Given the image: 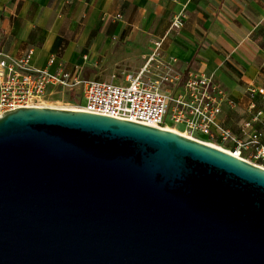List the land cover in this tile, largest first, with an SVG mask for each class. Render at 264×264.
Wrapping results in <instances>:
<instances>
[{"label": "water", "instance_id": "water-1", "mask_svg": "<svg viewBox=\"0 0 264 264\" xmlns=\"http://www.w3.org/2000/svg\"><path fill=\"white\" fill-rule=\"evenodd\" d=\"M0 264H264V170L108 116L5 112Z\"/></svg>", "mask_w": 264, "mask_h": 264}, {"label": "crops", "instance_id": "crops-1", "mask_svg": "<svg viewBox=\"0 0 264 264\" xmlns=\"http://www.w3.org/2000/svg\"><path fill=\"white\" fill-rule=\"evenodd\" d=\"M180 13L184 26L172 30ZM159 42L181 72L216 76L236 102L220 120L237 131L250 89L263 83L264 0H0V50L18 58L33 49L32 65L53 73L62 65L112 82L138 72ZM65 97L77 100L52 99Z\"/></svg>", "mask_w": 264, "mask_h": 264}, {"label": "built area", "instance_id": "built-area-1", "mask_svg": "<svg viewBox=\"0 0 264 264\" xmlns=\"http://www.w3.org/2000/svg\"><path fill=\"white\" fill-rule=\"evenodd\" d=\"M185 19V13L177 15L171 29H182ZM161 49L162 42L156 43L143 67L124 76L127 85L86 79L62 65L54 73L35 68L33 49L18 58L0 50V116L21 108L67 109L52 106L60 103L53 94L80 91L81 102L76 98L68 110L172 131L264 170V110L257 102L259 97L264 102V88L250 89L248 116L235 131L220 120L225 107H235L236 102L216 76L201 71L185 74L176 68L177 59H163ZM55 62L52 58L49 65Z\"/></svg>", "mask_w": 264, "mask_h": 264}, {"label": "rangeland", "instance_id": "rangeland-1", "mask_svg": "<svg viewBox=\"0 0 264 264\" xmlns=\"http://www.w3.org/2000/svg\"><path fill=\"white\" fill-rule=\"evenodd\" d=\"M95 80H100L99 78H96ZM105 81H111V80H105ZM124 81V76H122V75H118L117 76V79L114 81V84H116V85H122V84H124V85H127L126 83H124L123 82ZM258 88H264V77H263V83H262V85L260 86V87H258ZM80 96H81V93H80V91L79 92H76V94H75V97L78 99V101H80L81 102V100H80ZM59 100V102L60 103H53L52 104V106H59V107H64V108H67V109H69V108H73V106H71V105H68L69 103L70 104H72L73 102L72 101H69L68 100V97H65L64 99H58ZM257 102H258V106L261 108V109H263L264 110V102H262V99L259 97V98H257ZM86 102H85V100H82V104H85ZM74 104V103H73ZM245 114H242L239 118H237V119H235V121H234V129H238V127L242 124V122L245 120L244 118H245ZM178 128L180 129V130H183L184 129V127L183 126H178ZM201 138H203L204 139V137H202L201 136Z\"/></svg>", "mask_w": 264, "mask_h": 264}]
</instances>
